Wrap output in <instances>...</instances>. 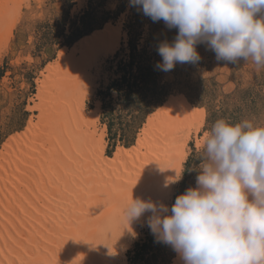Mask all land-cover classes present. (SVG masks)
Segmentation results:
<instances>
[{
    "label": "bare ground",
    "instance_id": "6f19581e",
    "mask_svg": "<svg viewBox=\"0 0 264 264\" xmlns=\"http://www.w3.org/2000/svg\"><path fill=\"white\" fill-rule=\"evenodd\" d=\"M4 1L0 0V5ZM2 8L0 41L8 30L10 20L7 15L11 7L6 5L5 12ZM115 26L107 24L72 49H63L58 59L47 65L48 72L42 75L44 78L36 94L40 104L33 107L41 111L39 120L32 121L25 134L10 139L4 151H0V264H126L123 250L117 249L112 241L115 242L114 235L123 233L122 228L128 225L127 219H121L127 202L132 197L143 198L146 193L161 202L172 192V183L167 187L165 183L179 175L189 153L187 148L182 151L178 145L172 147L170 136H174L172 133L182 136L178 138L182 144L188 145V132L197 123L196 128H200L202 113L193 110L183 100L169 99V105L162 111L148 116L138 146L130 151L121 150L111 161L101 147H95V135L86 137L90 130L85 131V127L92 123L97 127L99 109L97 117L90 119L83 112V105L76 101L78 99L70 103L61 100L65 92L70 91L65 83L69 78L85 79L84 63L86 68L94 54L106 55L111 43L115 42L113 48L118 45L119 39L115 37H119L121 31ZM53 96L58 103L50 104ZM48 118L50 122L46 123ZM57 121L65 126H53ZM47 124L52 126L47 131L49 134L43 136L46 131L41 135L37 130ZM35 133L37 138L33 136ZM26 148H33L34 152L27 150L24 153ZM50 151L54 154H48ZM172 151L175 154L168 155ZM148 155L155 162L160 157V162L152 169L132 165ZM104 163L108 170L135 167L138 173L130 169L128 177L124 179L118 174L114 180L112 177L100 179L96 175V184L91 185L96 195L89 197L86 195L88 188L80 186L85 183L78 179L86 173L82 171V164L88 169L95 165L94 174H99V169H106ZM27 166L32 172H28ZM120 168L118 170L122 173ZM142 169H148L149 173L140 174ZM117 218L119 220L114 223ZM173 264H182L179 256Z\"/></svg>",
    "mask_w": 264,
    "mask_h": 264
},
{
    "label": "rangeland",
    "instance_id": "374dc122",
    "mask_svg": "<svg viewBox=\"0 0 264 264\" xmlns=\"http://www.w3.org/2000/svg\"><path fill=\"white\" fill-rule=\"evenodd\" d=\"M6 5L11 9L7 15L10 20L8 30L0 41V151H4L6 143L10 139L25 134L32 121L37 122L39 120L41 111L33 107L40 104L36 94L39 83L44 78L42 75L48 72L49 64L58 59L59 53L63 49H72L79 41L90 37L93 33L100 32L107 24L116 25L115 27L120 29V36L115 37L119 39L118 45L113 48L115 42L111 43L110 52L106 55L100 54L98 56V54H94L92 59L90 56L91 61L88 60L90 62L86 63V68L85 63L83 65V75L86 74L85 79L69 78L65 83L70 91L68 90L69 93L66 91V95H63L61 100L70 103L72 100L78 99L76 101L78 104L83 105V112L87 113L90 119H94V116L97 117L96 112L99 109L97 127L93 123L90 127H85V131L90 130L86 137L95 135V147H101L105 157L111 161L121 150L130 151L138 146V140L142 135L148 116L162 111L163 107L169 105V99L183 100L193 110L202 113L203 123L200 128H196V126H199L197 123L188 132L190 133L188 145L182 144L179 139L182 136L174 133H172L174 136H170L172 137L170 145L172 147L178 145L182 151L187 148L189 155L183 162L179 175L172 179V181H175L171 182L173 187L171 194L162 200L169 208L174 203L177 195L183 193L189 186L196 185L198 174L196 169L200 164L201 149L205 139L204 133L211 130L216 120L224 119L225 114L223 112L225 110L234 113L237 122L243 119H253L258 124H264V67L257 66L251 59L239 61L235 64L217 61L213 51L208 49L205 44H198L197 51L201 56L198 62L177 63L174 69L168 72L160 70V84H169V95L160 106H156L152 110L153 112L151 111V114H147V117L144 116L143 118L142 115L125 126L126 136L134 139L135 144L129 147L124 146L125 141L119 139L124 131L119 132L116 141L110 139L108 125L102 117L104 96L100 95V90L109 89L112 81L119 76L120 64L122 61L130 59L135 44H137L140 51L145 50L146 58L144 62L146 64L153 63L156 66L162 60V57L158 54L159 44L165 40L171 42L178 30L167 28L162 20L153 22L136 6H131L130 0H83L82 2L79 0H14V2L13 0H5L0 5V10L3 7L2 10L4 11ZM13 9L15 11H12ZM13 20L15 21L12 22ZM86 24H95L96 28H102H95V31L86 34L89 36L85 35L84 38L82 37L83 39L80 38L81 40L74 41L73 45L71 44L72 46L68 45L67 35H70L74 29ZM11 26L12 28L9 30ZM77 56H81L80 52L77 53ZM67 64L72 65L70 62ZM59 97L60 95H58ZM118 97V92L114 90L111 97H105V101H111L118 108L120 106L117 104ZM57 101L54 97L50 101L53 103L50 104ZM79 110H81V106ZM135 113L139 112L136 110ZM216 114L219 116L217 117ZM47 122H50V118L46 120ZM60 124L58 122L53 126H65V123ZM45 126L37 130L41 132V135L46 131L43 136L49 134L47 131H50L52 124ZM62 129L65 128L62 127ZM33 136L37 138L36 133ZM183 147L185 148L182 149ZM33 148H26L23 151L25 153L28 150L27 152L33 153ZM173 153V151L169 152L168 155H174L175 153ZM48 154H54V152L50 151ZM147 157L132 165L152 169L153 165L160 162V157L156 159V162L151 155ZM2 160L4 161V159ZM104 164L106 169H99L97 172L99 174H94L95 165L88 169L85 164H82V171L85 170L86 173L78 179H80V182L85 183V185L80 184V186L81 188H88L86 195L89 197L96 195V190L91 187L92 184H96V175H99L100 179L102 177H108L109 179L112 177L111 179L114 180V176L119 174L123 175L122 178L125 179L126 176L128 177L130 169L135 170V167H130L128 163L127 167L130 168L126 170L122 166L121 168L108 170L107 164ZM26 168L29 170L28 172H32L29 166ZM119 168L122 173L118 170ZM161 168H164L163 164H161ZM148 169H142L145 172L140 170V174H148ZM136 172L137 170L134 173L137 174L138 172ZM135 177L139 176L135 175ZM150 196L151 193H146L141 199H151L160 203L159 198L153 199ZM150 215L151 213L146 212L139 219L130 222L127 220L128 225L122 228L124 232L120 234L121 236L114 235L115 242L112 241V243L120 251L123 250L126 264H130L129 250L135 247L136 242L145 237V231L148 228L147 220ZM123 217L121 219H126L125 214ZM118 220L119 218L114 219L113 222L115 223ZM177 258L178 254L175 253L170 264H173Z\"/></svg>",
    "mask_w": 264,
    "mask_h": 264
},
{
    "label": "clouds",
    "instance_id": "9594fccd",
    "mask_svg": "<svg viewBox=\"0 0 264 264\" xmlns=\"http://www.w3.org/2000/svg\"><path fill=\"white\" fill-rule=\"evenodd\" d=\"M130 5L178 30L171 42L158 46L161 71L198 62V44L217 61L251 59L264 67V0H130ZM204 137L196 185L177 195L170 208L132 197L125 217L130 222L151 213L148 227L182 264H264V124L221 118Z\"/></svg>",
    "mask_w": 264,
    "mask_h": 264
},
{
    "label": "trees",
    "instance_id": "16d2710c",
    "mask_svg": "<svg viewBox=\"0 0 264 264\" xmlns=\"http://www.w3.org/2000/svg\"><path fill=\"white\" fill-rule=\"evenodd\" d=\"M94 25L86 24L74 29L70 35H67V44L73 45L77 39H83L86 34L102 28H96ZM145 58V50L140 51L135 44L130 59L121 62L118 69L119 76L112 81L109 89L100 90V95L104 96L102 117L108 125L110 139L116 141L119 132L124 131L119 139L125 141L124 146L127 147L135 143L134 139L126 136L125 126L142 115L144 118V116L147 117V114H151L156 106H160L165 101L170 92L168 83L160 84V70L153 63L146 64ZM114 90L119 94L117 104L120 106L118 108L111 101H105V97H111ZM136 110L139 113H135ZM223 114H225L224 119L237 122L234 113L225 110ZM216 116L219 115L216 114ZM175 253L170 245L157 240L148 227L145 237L136 242L135 247L129 250L128 256L130 264H170Z\"/></svg>",
    "mask_w": 264,
    "mask_h": 264
}]
</instances>
